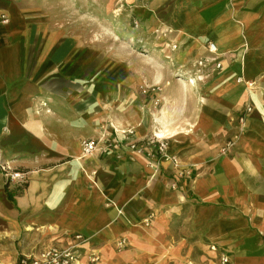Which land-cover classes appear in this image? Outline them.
<instances>
[{"label": "crops", "instance_id": "0c3cea01", "mask_svg": "<svg viewBox=\"0 0 264 264\" xmlns=\"http://www.w3.org/2000/svg\"><path fill=\"white\" fill-rule=\"evenodd\" d=\"M101 1L138 22L128 42L56 29L0 49V162L28 177L0 178L6 260L81 234L76 264H219L211 244L264 264V0ZM210 42L221 69L198 66ZM128 128L140 146L163 134L167 155L120 142Z\"/></svg>", "mask_w": 264, "mask_h": 264}, {"label": "rangeland", "instance_id": "374dc122", "mask_svg": "<svg viewBox=\"0 0 264 264\" xmlns=\"http://www.w3.org/2000/svg\"><path fill=\"white\" fill-rule=\"evenodd\" d=\"M105 6L101 0H0V49L9 48L15 44L14 41L10 42L11 35L38 34L39 40L42 35L56 29L64 35H78L84 39L91 37L97 45L113 44L114 40L128 42L126 40L128 30H137L138 22L128 18L124 23L123 19L127 15L123 9V12L117 13L109 11ZM125 42L123 44H126ZM133 47L139 49L135 44ZM34 51L36 48L31 47L29 55L33 56ZM185 77L188 78L182 75L178 78L186 79ZM129 130L134 131L133 128H128L122 129V132ZM123 140L129 144L131 139L124 137L119 141L123 142ZM1 163L3 162H0V165ZM2 177H4V184L8 187L9 184L0 167V178ZM4 226H1L0 230H4ZM12 238L11 235L0 232V261H5L8 255L13 253Z\"/></svg>", "mask_w": 264, "mask_h": 264}, {"label": "built area", "instance_id": "2783aa9c", "mask_svg": "<svg viewBox=\"0 0 264 264\" xmlns=\"http://www.w3.org/2000/svg\"><path fill=\"white\" fill-rule=\"evenodd\" d=\"M7 21V20H6ZM136 22V21H135ZM137 23V22H136ZM208 50L213 55L212 57L202 58L198 62V66L200 68H208L209 65L215 62L216 69H221L222 64L218 61L217 55V47L215 43L210 42L208 44ZM200 71H203L200 69ZM199 78L202 77V74L198 75ZM191 82H194V78H189ZM243 77L239 78V82H243ZM252 85V82L248 83ZM146 92V90H144ZM252 111V107L250 105L245 106V111L241 113L239 117V122L241 124L245 123L246 115ZM125 138L131 139L129 142V147L139 153H144L151 158H156L157 156H166L168 150V141L167 138L162 137L159 134H154L151 137L145 139L143 146H140L138 141L132 139L134 131H124ZM98 142L95 140H87L84 142V153L90 154L97 149ZM233 142L228 141L226 147L223 149L225 151L227 148L232 146ZM171 160L174 164L179 163L178 158L176 156H171ZM1 170L5 175V179L7 183L15 184L16 186L23 187L27 180V173L23 170L14 168L7 162H3L0 165ZM182 172V171H181ZM83 236L81 234L75 236V243H73L70 247L63 248L57 245H50L45 247L33 254L21 255L17 259L9 262H1L0 264H76L81 257V242L83 241ZM117 249L123 250L128 246V240L126 238L120 239L116 243ZM210 249L213 251L219 252V264H231V258L225 251H219V247L216 244H211ZM87 256V260L90 264H98L100 262L101 256L100 252L97 250H91V252H85Z\"/></svg>", "mask_w": 264, "mask_h": 264}, {"label": "trees", "instance_id": "16d2710c", "mask_svg": "<svg viewBox=\"0 0 264 264\" xmlns=\"http://www.w3.org/2000/svg\"><path fill=\"white\" fill-rule=\"evenodd\" d=\"M7 188V186H6ZM7 190V189H6ZM7 192V191H6ZM8 196L12 198V194L10 192H8Z\"/></svg>", "mask_w": 264, "mask_h": 264}, {"label": "bare ground", "instance_id": "6f19581e", "mask_svg": "<svg viewBox=\"0 0 264 264\" xmlns=\"http://www.w3.org/2000/svg\"><path fill=\"white\" fill-rule=\"evenodd\" d=\"M189 81H191V80H189ZM193 81V80H192ZM184 82V81H183ZM160 135H163V134H160Z\"/></svg>", "mask_w": 264, "mask_h": 264}]
</instances>
